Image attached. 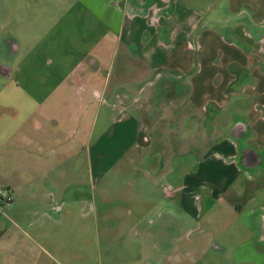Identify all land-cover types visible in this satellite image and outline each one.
Returning <instances> with one entry per match:
<instances>
[{"label":"crops","instance_id":"obj_1","mask_svg":"<svg viewBox=\"0 0 264 264\" xmlns=\"http://www.w3.org/2000/svg\"><path fill=\"white\" fill-rule=\"evenodd\" d=\"M151 1L154 7L150 5L146 9L143 5L132 6V0H74L83 10V17L88 15L89 21L95 22L93 29L88 30L100 36L99 48H103L108 33L115 39L111 56L104 57L102 52L85 53L71 65L60 83L66 84L74 94L79 91L81 113L86 114L95 107L98 117L105 108V128L99 130L95 138L97 120L94 127L91 123L89 131L85 128L87 177L90 182L94 179L99 182L117 168L126 177L142 175L147 197L159 193L162 200L152 203L151 199L147 200V208L140 216H135L137 223L133 225L137 230L141 223L142 229L144 223L149 228L157 223L156 235L144 233V236L159 255L176 254L181 250L176 245L184 238L185 241L196 240L191 233L194 235L200 227L206 205L210 207L205 210L208 226L218 223L209 219L212 213H224L225 217L232 214L235 216L232 219L240 221L245 234H253L255 238L258 235V242L264 243V72L261 69L264 65L260 64L264 61L261 58L264 37L260 35L259 40L247 42L251 37L240 23L235 24L234 30H226L225 38L216 34L213 37L208 26L197 33L200 17L166 0ZM235 32H240L241 38ZM211 37L230 53L236 50V42L247 43L245 46L250 52L242 55L236 50L240 54L238 59L229 58L218 66L213 60L214 44L199 58L206 52L202 38L209 44ZM114 68L122 71L120 78L113 76ZM234 106L247 113L246 121L239 122L243 126L242 148L239 139L231 134L236 122L231 116ZM49 122V117L37 115L31 117L30 128L36 133L49 130ZM199 136L201 145H198L199 153H195L197 144L189 145ZM58 140L53 132L42 135L44 144L41 151L31 152L36 153L31 161H24L22 155L14 159L0 153V182L7 185L6 180H9L14 187V190L6 187L12 203L5 209L11 213L17 211L21 205L19 200L22 196L25 199V195L33 204L48 202L44 179L48 178L51 183L49 177L54 175L51 171L55 170V163L53 159H44V154L66 143V139ZM179 142L182 146L187 144L180 149L183 154L166 160L164 148L172 153V147ZM17 147L25 150L24 146L13 148ZM240 149L256 153L257 167L244 166ZM64 163L70 164V160ZM64 168L59 181L64 176ZM57 183L52 182L55 193H48L54 201L60 191ZM127 186H131V182H127ZM180 219L193 226L185 230L180 227L178 235L172 236L168 243L167 228ZM164 244H170L169 248H163ZM153 259L157 260L154 256Z\"/></svg>","mask_w":264,"mask_h":264},{"label":"rangeland","instance_id":"obj_2","mask_svg":"<svg viewBox=\"0 0 264 264\" xmlns=\"http://www.w3.org/2000/svg\"><path fill=\"white\" fill-rule=\"evenodd\" d=\"M166 2L200 17L202 20L197 33L208 26L213 37L216 34L225 38V31L234 30L235 24L240 23L251 37L247 42L259 40L260 35L264 37V0ZM79 7L74 0H0V38L10 34L19 44V52L11 63L10 77L0 78V153L14 159L22 155L21 159L31 161L36 154L31 152L41 151L44 144L41 143L42 135L53 132L59 137L57 142L66 139L64 145L55 146L44 154V159H53L55 163V170L51 171L54 175L49 177L51 183L48 178L44 179L48 202L33 204L26 200L25 195L13 213L6 207H0V264H264V243L258 242L259 236L255 238L253 234H245L240 221L232 219L234 215L225 217L224 213L218 212L209 217L218 223L207 228L203 224L205 235L201 238L197 239L199 235L195 231L191 236L196 240H181L176 245L181 250L176 254L159 255L144 236V233L156 235L159 230L157 223L152 228L144 223L143 229L141 223L139 229H133L137 223L135 216L144 212L147 200L151 199V203L162 200L159 193L147 197L144 177L131 174V177H126L115 168L101 181H89L85 169L88 152V149L85 152L88 146L85 128L89 131L91 123L94 127L97 120L95 138L98 131L105 128V108L101 109L98 117L95 107L86 114L81 113L79 91L74 94L66 84L63 86L60 83L69 73L71 65L85 53L102 52L104 57L111 56L115 39L108 33L103 48H99L100 36L90 32L95 22L86 18L85 23L83 10ZM235 34L239 36L240 32ZM210 40L212 42L208 44V40L202 38L206 52L199 58L205 56L208 46L214 44L213 60L218 66L229 58L238 59L240 54L236 50L242 55L250 52L244 41V45L236 42V50L232 49L230 53L226 47H219L212 37ZM261 58L264 59V55ZM129 61L133 59L129 58ZM260 64L264 65V61ZM261 69L264 72V67ZM113 71V76L120 78L122 71L119 68ZM236 107H233L231 116L235 120L246 121L247 113ZM37 115L50 118L49 130L42 129L38 133L31 130L30 119ZM67 134L68 137L64 138ZM200 140L199 136L196 142L193 140L189 145L197 144L193 146L195 153L201 145ZM179 145L180 142L175 143L172 153L164 148L166 160L171 161L173 156L183 154L181 148L187 144ZM15 146H24L25 150L13 148ZM67 159L70 164L64 163ZM44 166L47 167V163ZM63 167L64 176L59 181ZM6 181L7 185L0 182V191L8 190L7 186L14 190L11 181ZM52 182L57 183L56 188L60 190L55 201L48 194L55 193ZM127 182H131V186L128 187ZM207 208H210L209 205L204 207V212ZM149 222H152L151 219ZM186 223L184 219L170 223L165 236L168 243L172 236L178 235L180 227L185 230L193 226ZM213 244L219 249L211 251L209 246ZM164 246L167 249L170 244ZM258 247L262 250L258 251Z\"/></svg>","mask_w":264,"mask_h":264},{"label":"flooded vegetation","instance_id":"obj_3","mask_svg":"<svg viewBox=\"0 0 264 264\" xmlns=\"http://www.w3.org/2000/svg\"><path fill=\"white\" fill-rule=\"evenodd\" d=\"M131 4L132 6L143 5L142 8H146V9L147 7H150V5L154 7V2H152L151 0H132ZM158 13H159V10H158ZM86 18H88V15L83 17L84 22L86 21ZM18 52H19V44L10 34L9 35L6 34V36L3 39L0 38V78L7 79L10 77L11 63L16 57V55L18 54ZM239 122L240 120L236 119V122L234 123L233 127L241 125ZM243 140H244V136L240 135L239 143H240V146L242 147H244ZM246 152L247 151L240 149L241 160H245ZM0 207L1 208L7 207V205L0 201ZM205 217H206V213L204 212L200 219V227L195 232V233H198V235L205 234L204 228H203V224L207 225L205 221L206 219ZM207 227L208 225L206 226V228ZM262 238L264 240V222L262 225ZM209 249L212 251V250H218L219 248L217 245L213 244L209 246Z\"/></svg>","mask_w":264,"mask_h":264},{"label":"water","instance_id":"obj_4","mask_svg":"<svg viewBox=\"0 0 264 264\" xmlns=\"http://www.w3.org/2000/svg\"><path fill=\"white\" fill-rule=\"evenodd\" d=\"M243 132V126L238 125V126H234L231 130V134L233 136L234 139H239L241 133ZM242 147V146H240ZM239 147V148H240ZM245 150V149H243ZM246 155H245V160L243 161L244 166H246L249 169H253L254 167H257L258 165V159H257V155L255 152L250 151V150H245Z\"/></svg>","mask_w":264,"mask_h":264},{"label":"built area","instance_id":"obj_5","mask_svg":"<svg viewBox=\"0 0 264 264\" xmlns=\"http://www.w3.org/2000/svg\"><path fill=\"white\" fill-rule=\"evenodd\" d=\"M0 201L9 206L12 203L11 194L8 190L0 191Z\"/></svg>","mask_w":264,"mask_h":264}]
</instances>
